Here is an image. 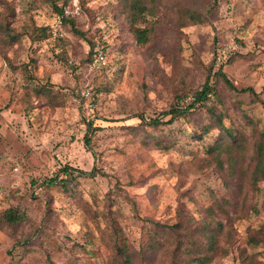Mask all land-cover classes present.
<instances>
[{
	"label": "rangeland",
	"instance_id": "374dc122",
	"mask_svg": "<svg viewBox=\"0 0 264 264\" xmlns=\"http://www.w3.org/2000/svg\"><path fill=\"white\" fill-rule=\"evenodd\" d=\"M72 1L81 35L65 25L62 36L44 39L37 30L55 15L47 0H0V213L26 216L1 227L0 264H110L102 212L122 229L134 264H156L141 254L154 224L181 215L201 223L209 209L223 226L210 264H264V180L251 182L249 160L264 133V0H156L143 47L120 0ZM178 7L206 21L179 27ZM219 68L237 90L256 94L228 91L211 76L223 125L245 154L222 156L221 168L206 152L218 131L200 138L206 113L144 124ZM88 121L96 128L89 149ZM64 166L96 176L77 178L69 191L43 185Z\"/></svg>",
	"mask_w": 264,
	"mask_h": 264
},
{
	"label": "trees",
	"instance_id": "16d2710c",
	"mask_svg": "<svg viewBox=\"0 0 264 264\" xmlns=\"http://www.w3.org/2000/svg\"><path fill=\"white\" fill-rule=\"evenodd\" d=\"M47 2L52 5L55 13L58 12L56 0H47ZM120 3L133 40L140 47L148 45L151 42L157 21V1L120 0ZM177 15L179 27L189 24H202L206 21L205 15L189 8L178 7ZM152 19H154V22L151 21ZM74 20L75 18L66 19L63 28L65 25H70L74 33L81 35L80 32L74 29ZM37 33L44 39L52 36L48 27H40ZM89 44L92 49L94 44L91 42ZM211 76L220 78L228 91L249 94L253 97L256 95L253 89L249 87L237 90L221 68L216 70L213 75L210 70L200 89L192 92L191 96L188 94L177 95L174 104L168 110L162 112L160 117L144 124L152 129H157L184 116L191 117L195 114H201L204 118V113H206L209 124L203 126L200 138H203L210 131H218L217 139L214 144L206 148V152L221 168L222 156L232 160L235 151H239V155L242 157L245 154L241 151L242 141L236 137L234 131L226 129L223 125L224 114L221 107H219V105L222 106V101L215 84L210 82ZM186 98H190V100L187 104H184L183 100ZM168 116L170 118L163 122L162 119ZM95 130L93 123L86 122L84 143L88 149L91 136ZM159 143L156 145H160ZM164 148L169 149L168 146H164ZM249 160L251 182L257 183L264 180V133L260 134L255 141ZM60 175L64 178H60ZM95 176V169L87 172L64 166L58 174L48 178L43 185L46 187L58 186L64 191H69L71 183L77 178H93ZM208 212L210 218L204 219L201 223L181 215L175 224H154V228L151 229L147 237L146 244L142 245L141 254L147 257H156V264H210L220 247L223 226L214 220L212 209H209ZM102 216L107 221L110 231L113 251L110 264H134L132 248L122 229L113 218L112 213L102 212ZM25 217V214L18 209L8 208L0 213V229L2 226L16 227L25 220ZM22 244L24 245L25 242L21 243L20 246Z\"/></svg>",
	"mask_w": 264,
	"mask_h": 264
},
{
	"label": "built area",
	"instance_id": "2783aa9c",
	"mask_svg": "<svg viewBox=\"0 0 264 264\" xmlns=\"http://www.w3.org/2000/svg\"><path fill=\"white\" fill-rule=\"evenodd\" d=\"M58 12L53 17L50 25V32L53 37H60L63 34V24L66 19H73L80 16V8L76 1L56 0Z\"/></svg>",
	"mask_w": 264,
	"mask_h": 264
}]
</instances>
